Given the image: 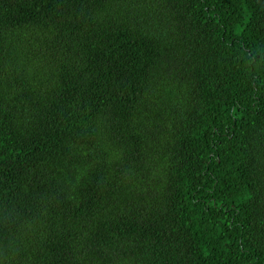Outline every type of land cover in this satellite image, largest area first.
<instances>
[{"label": "trees", "instance_id": "1", "mask_svg": "<svg viewBox=\"0 0 264 264\" xmlns=\"http://www.w3.org/2000/svg\"><path fill=\"white\" fill-rule=\"evenodd\" d=\"M0 264H264V0H0Z\"/></svg>", "mask_w": 264, "mask_h": 264}]
</instances>
